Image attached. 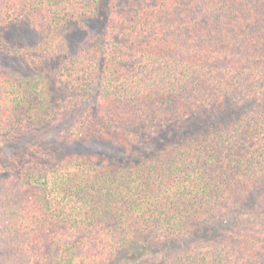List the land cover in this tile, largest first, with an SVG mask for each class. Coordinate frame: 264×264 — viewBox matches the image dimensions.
<instances>
[{
    "label": "trees",
    "instance_id": "trees-1",
    "mask_svg": "<svg viewBox=\"0 0 264 264\" xmlns=\"http://www.w3.org/2000/svg\"><path fill=\"white\" fill-rule=\"evenodd\" d=\"M0 55V264H264V0H0Z\"/></svg>",
    "mask_w": 264,
    "mask_h": 264
},
{
    "label": "rangeland",
    "instance_id": "rangeland-1",
    "mask_svg": "<svg viewBox=\"0 0 264 264\" xmlns=\"http://www.w3.org/2000/svg\"><path fill=\"white\" fill-rule=\"evenodd\" d=\"M7 37L14 42H24V41H31L35 39V32L30 27L26 26H17L12 27L7 32ZM7 73L14 76H24L29 73V69L24 65V63L19 60L18 58L7 56V55H0V73ZM34 141L33 138H29L26 142ZM63 143V142H62ZM6 147H0V149L10 152L12 147L15 145L17 146V142L8 143ZM71 148L69 152H85L84 150L90 151H112V148L106 144H102L99 141L94 142H81L79 144H71ZM68 146L65 144L64 147Z\"/></svg>",
    "mask_w": 264,
    "mask_h": 264
}]
</instances>
